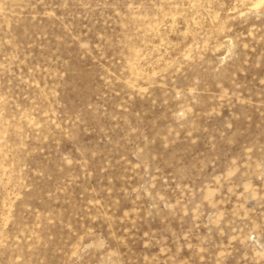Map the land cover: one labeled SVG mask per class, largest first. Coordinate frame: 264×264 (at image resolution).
I'll return each instance as SVG.
<instances>
[{"label": "rangeland", "instance_id": "obj_1", "mask_svg": "<svg viewBox=\"0 0 264 264\" xmlns=\"http://www.w3.org/2000/svg\"><path fill=\"white\" fill-rule=\"evenodd\" d=\"M0 264H264V0H0Z\"/></svg>", "mask_w": 264, "mask_h": 264}]
</instances>
